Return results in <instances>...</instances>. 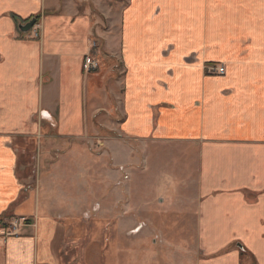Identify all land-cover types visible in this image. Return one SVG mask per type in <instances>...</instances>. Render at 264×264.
Returning a JSON list of instances; mask_svg holds the SVG:
<instances>
[{
	"label": "crops",
	"instance_id": "crops-1",
	"mask_svg": "<svg viewBox=\"0 0 264 264\" xmlns=\"http://www.w3.org/2000/svg\"><path fill=\"white\" fill-rule=\"evenodd\" d=\"M114 4L94 8L106 37L99 14L74 0H0V222L23 220L18 235L0 223V264H264V0ZM31 18L37 25L21 33ZM100 48L107 72L86 73L84 57ZM99 85L107 100L97 98ZM101 113L129 139L195 159L192 241H182L179 181L177 200H152L155 221L144 207L141 218L127 212L126 198L63 191L54 208L40 195L46 158L74 180L84 168L117 169L88 149Z\"/></svg>",
	"mask_w": 264,
	"mask_h": 264
},
{
	"label": "rangeland",
	"instance_id": "rangeland-1",
	"mask_svg": "<svg viewBox=\"0 0 264 264\" xmlns=\"http://www.w3.org/2000/svg\"><path fill=\"white\" fill-rule=\"evenodd\" d=\"M74 1L84 8H86L87 6L93 8V12L99 14V16L102 18L100 22V30L104 29L106 34L104 33V30L103 33L107 37L108 26L106 23H104L105 16L102 12H98V10L94 8H96V6H99V11L102 10L105 12V10H107L108 8V5H112L113 3H115L116 6H121L125 3L126 0ZM120 10L121 8H118V12ZM36 25L37 22L35 26ZM96 38L98 39L97 36ZM100 44L101 43H99V46ZM102 49L103 48H100V55L98 54L100 65L98 69L94 71L95 74L99 73L103 69L104 73L107 72V68H109L110 66L107 60H103V54L101 51ZM105 63L107 68H104ZM102 75L103 74L99 76L97 82L102 80ZM98 88L99 94L97 95V98L107 100L108 90L103 89L100 85ZM103 116L107 115H105V113H101L100 115V120H102L103 126L106 127L104 128L103 126H100L101 133L97 134V136H99L100 138H90L88 140V149L93 154H97L98 151H102L101 156L98 157L97 155H94L95 163L96 161H107L111 163L110 160H112L117 164V169L111 171L108 175L107 170L105 169H109V166H102V168L100 169L92 167L90 170L84 168L81 173L76 174L77 178L74 180V174H65L66 172H68V168L62 167V169L60 170V163L54 168L53 166L50 167L49 162H52L53 158H46L47 161L45 166L43 164L40 166L38 165V176H40L41 181L40 195L46 197L48 200H53L54 203L52 204L54 205V208H57L60 205L59 203L63 198V191H69V194L71 193V195H68L67 198H87L88 200H91V202L101 200V202L103 203L106 198L110 197L112 200L124 204V200L126 198L127 203L125 206L127 212L132 211V209L134 208L133 214H135V217L141 218V211H139V209L144 207L147 209V211H145L146 215L152 221H155L157 220V206L153 203L152 200L158 201L163 200L164 198H169L173 201L177 200L179 188L176 183L177 181H179L182 187V195L185 196V198L182 197V203L180 204L179 211L181 214L179 222L181 223V229L184 235L182 237V241L184 243L192 241L194 238V222L192 219L194 204L189 199L194 192L196 164V162H194L195 159L193 157L189 159L187 156H181L177 154L174 148L172 146H168L170 144L167 143H155L154 145V143L152 142L150 146H147L146 144H144V142L137 139H129L122 135V133H120L118 125L108 122L107 117L106 119H104ZM119 117L122 118V115L119 114ZM109 126L112 128L115 127V129L113 131L107 130ZM103 136L110 138L105 141V146L103 144H98L100 142L102 143L104 138ZM52 142V147L54 148L60 149L67 147V143L64 141L56 142L55 140H52ZM78 143L79 142L71 143V145L77 146ZM104 154L107 155L104 156ZM63 174H65L67 179L63 178ZM181 175V179L178 180V177ZM70 178H72V180H70ZM98 180H100L99 183L97 182ZM94 181L99 185H93L91 182ZM62 184H64L63 189H61ZM41 196L40 201L42 200ZM151 202L153 204L149 205L148 203ZM123 204L122 206L124 207ZM90 208V210L92 211L93 207L91 205ZM173 209H178V206L175 204L172 209H170L169 206H159L160 212L172 213ZM13 220L11 219L9 221H3L4 224H7V226L5 227V229L8 228V230H6L7 235L10 231V223ZM126 220H132V217L129 216ZM84 221L87 227H89L90 223L92 222L89 220ZM3 222L0 223L3 224ZM140 223L135 228H140ZM147 230L148 229H146V231ZM18 234L19 230L17 235ZM153 238L155 243L162 244L163 239L161 235L157 233L153 236Z\"/></svg>",
	"mask_w": 264,
	"mask_h": 264
},
{
	"label": "built area",
	"instance_id": "built-area-1",
	"mask_svg": "<svg viewBox=\"0 0 264 264\" xmlns=\"http://www.w3.org/2000/svg\"><path fill=\"white\" fill-rule=\"evenodd\" d=\"M96 47H97L96 43L91 44V48H96ZM99 65H100V62L98 59V55H97V57H94L91 54H87L84 57L83 69L86 73L94 72L96 69H98ZM204 69H205L206 73H209V74H215V75H223L224 74V67L222 65H219V64H205ZM22 224H23L22 219H14L10 223L11 227H9L10 231H9L8 235H17L19 227Z\"/></svg>",
	"mask_w": 264,
	"mask_h": 264
},
{
	"label": "water",
	"instance_id": "water-1",
	"mask_svg": "<svg viewBox=\"0 0 264 264\" xmlns=\"http://www.w3.org/2000/svg\"><path fill=\"white\" fill-rule=\"evenodd\" d=\"M36 18H31L28 21H26L24 24H19L18 30L21 33H27L31 30V28L36 24ZM240 246V245H239Z\"/></svg>",
	"mask_w": 264,
	"mask_h": 264
}]
</instances>
